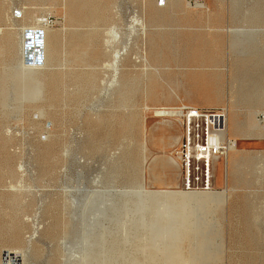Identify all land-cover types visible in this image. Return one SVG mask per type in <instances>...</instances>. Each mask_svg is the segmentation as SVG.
I'll list each match as a JSON object with an SVG mask.
<instances>
[{"label":"rangeland","instance_id":"rangeland-1","mask_svg":"<svg viewBox=\"0 0 264 264\" xmlns=\"http://www.w3.org/2000/svg\"><path fill=\"white\" fill-rule=\"evenodd\" d=\"M182 103L236 141L209 190L169 166ZM0 264H264V0H0Z\"/></svg>","mask_w":264,"mask_h":264},{"label":"built area","instance_id":"built-area-1","mask_svg":"<svg viewBox=\"0 0 264 264\" xmlns=\"http://www.w3.org/2000/svg\"><path fill=\"white\" fill-rule=\"evenodd\" d=\"M26 43L24 63L29 67L43 65L44 54L28 49ZM174 117H180L184 127L183 137L176 155L180 156L184 170V189L188 191L209 190L212 186L215 164L225 157L235 140L224 138L227 128L226 111L183 107Z\"/></svg>","mask_w":264,"mask_h":264},{"label":"crops","instance_id":"crops-1","mask_svg":"<svg viewBox=\"0 0 264 264\" xmlns=\"http://www.w3.org/2000/svg\"><path fill=\"white\" fill-rule=\"evenodd\" d=\"M203 48H205V49L210 48V44H205V46ZM150 60H151V63L157 68V70H159V68L157 66V62L158 61L155 58H153V57ZM156 99H157V102H156L157 105H164V106H170L168 104H170L172 102H176V101L182 102L181 97L177 93H174V91H173V93H168V94L167 93L166 94L163 93L161 96L156 97ZM181 105H188V104L182 103ZM188 106L197 107L195 104L188 105ZM228 108L231 110L233 108V106L230 105V107H228ZM174 121H177V120H174ZM174 121H170L167 124H163V129L166 132L167 131L170 132L171 130H174V128L176 127ZM178 123L180 124L182 122L179 121ZM180 140H181V137L180 136L176 138V142L177 143H179ZM170 159L173 161V163L171 165H169V166H174L176 169L180 170V162H179V159L177 157H174L173 158L172 156H169V160ZM148 160H149V158H148ZM152 161L155 162V161H164V160L162 159V156L161 157L160 156H154L152 158ZM162 168H165V167H162ZM158 170L159 169L157 167H150V169L148 170V173H149L150 177L151 176L152 177L154 176V179L159 180V177H158L159 174H157L158 173ZM178 176H179V173H177V177H176L177 179H178Z\"/></svg>","mask_w":264,"mask_h":264},{"label":"bare ground","instance_id":"bare-ground-1","mask_svg":"<svg viewBox=\"0 0 264 264\" xmlns=\"http://www.w3.org/2000/svg\"><path fill=\"white\" fill-rule=\"evenodd\" d=\"M108 3V2H107ZM155 3V2H154ZM159 3V2H158ZM198 5H201V4H203L204 5V3H201V4H199V3H197ZM96 6H98V5H96ZM150 7V6H149ZM155 7V6H154ZM108 8V7H107ZM151 10V9H150ZM104 11V10H103ZM102 11V12H103ZM107 12V11H106ZM158 12V11H157ZM103 13H105V12H103ZM152 13V12H151ZM158 14V13H157ZM163 14V13H162ZM104 15V14H103ZM106 15V14H105ZM102 18V17H101ZM100 18V19H101ZM157 18V17H156ZM155 18V19H156ZM154 19V18H153ZM161 19V18H160ZM164 20V19H163ZM105 22V21H104ZM154 22V21H153ZM46 24H48L49 25V19L48 20H46V22H45ZM156 23V22H155ZM143 28V27H142ZM132 29V28H131ZM99 30V29H98ZM103 30V29H102ZM136 30V29H135ZM138 30V29H137ZM144 30V29H143ZM117 28L116 27H112V28H110L109 30H107V33L110 35V38H111V41H115L116 40V37H117ZM138 32V31H137ZM136 32V33H137ZM139 32H140V30H139ZM96 36V35H95ZM104 36V35H103ZM102 36V37H103ZM106 36V35H105ZM104 36V37H105ZM101 37V38H102ZM90 38V37H89ZM92 38V37H91ZM152 38V37H151ZM150 38V39H151ZM94 39V38H93ZM89 40V39H88ZM102 41V40H101ZM150 41V40H149ZM102 43V42H101ZM152 45V44H151ZM100 46V45H99ZM98 46V47H99ZM102 47H103V45H101ZM100 46V47H101ZM115 46V45H114ZM107 47V46H106ZM83 50V49H82ZM87 50V49H86ZM97 50V49H96ZM101 50H102V48H101ZM110 52H111V50H109ZM105 52V51H104ZM114 52V51H113ZM127 52V49L126 48H121V49H118V50H116L115 51V53H114V61H113V67H114V79L116 78V75H119L118 74V64H119V67H120V63H119V61L121 60V57H122V55H124L125 53ZM102 53V52H101ZM106 53V52H105ZM103 55V54H102ZM106 55V54H105ZM104 56V55H103ZM112 56V55H111ZM125 56V55H124ZM72 57V56H71ZM95 57V56H94ZM100 57V56H99ZM101 58V57H100ZM148 60V59H147ZM130 61H131V59H130ZM133 62V61H132ZM99 63H101V62H99ZM98 63V64H99ZM122 63V62H121ZM149 64V63H148ZM121 67H122V65H121ZM121 69V68H120ZM126 75V74H125ZM110 86V85H109ZM123 86H125V85H123ZM237 101V100H236ZM157 115H164V116H166V115H174L175 113H176V111H172V110H166V109H161V110H158L157 112ZM235 113V112H234ZM233 114V113H232ZM233 116V115H232ZM234 117V116H233ZM234 122V121H233ZM224 138H226V137H224ZM227 139H230V138H227ZM236 143V142H235ZM235 146H236V144H235ZM235 146H232L231 148H230V150H232V149H234L235 148ZM229 150V151H230ZM179 160H180V156H176ZM232 157V156H231Z\"/></svg>","mask_w":264,"mask_h":264}]
</instances>
